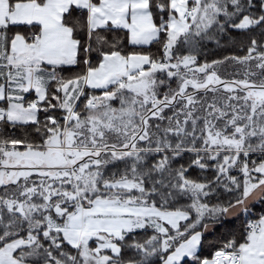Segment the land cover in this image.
Returning <instances> with one entry per match:
<instances>
[{
	"label": "snow or ice",
	"instance_id": "6c2138e0",
	"mask_svg": "<svg viewBox=\"0 0 264 264\" xmlns=\"http://www.w3.org/2000/svg\"><path fill=\"white\" fill-rule=\"evenodd\" d=\"M0 264H264V0H0Z\"/></svg>",
	"mask_w": 264,
	"mask_h": 264
}]
</instances>
